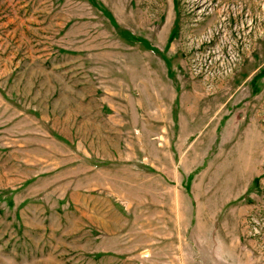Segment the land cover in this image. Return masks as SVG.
Listing matches in <instances>:
<instances>
[{
  "label": "rangeland",
  "instance_id": "rangeland-1",
  "mask_svg": "<svg viewBox=\"0 0 264 264\" xmlns=\"http://www.w3.org/2000/svg\"><path fill=\"white\" fill-rule=\"evenodd\" d=\"M0 264H264V0H0Z\"/></svg>",
  "mask_w": 264,
  "mask_h": 264
}]
</instances>
